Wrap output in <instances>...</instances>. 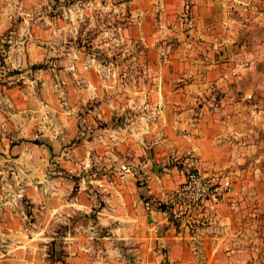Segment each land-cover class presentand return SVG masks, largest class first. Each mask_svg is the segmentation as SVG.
I'll return each instance as SVG.
<instances>
[{
  "label": "crops",
  "instance_id": "crops-1",
  "mask_svg": "<svg viewBox=\"0 0 264 264\" xmlns=\"http://www.w3.org/2000/svg\"><path fill=\"white\" fill-rule=\"evenodd\" d=\"M236 1L239 5L235 0H197L198 27L191 31H201L203 38L194 48L188 41L170 44V57L154 59L158 72L147 87H139V94L123 90L119 82L113 93L104 68L87 60L74 62L67 105L45 89L51 74L30 78L45 86L41 92L21 91L26 99L20 105L38 130L20 123L0 137L8 146L1 156L11 162L6 171L15 177L3 192L5 199L26 202L44 215L28 222V214L22 216L16 205L13 219L0 221V236L12 248L10 259L48 264L52 245L55 258L63 259L50 264H115L111 260L122 256L117 252L121 239L148 238L157 219H166L162 216L192 165V154L199 155L202 169L234 177V190L220 208L225 219H235L224 199H234L238 189H246L249 176L264 170V0ZM231 3L237 11H230ZM186 27L175 29L180 40ZM148 43L154 45V39ZM27 45L10 62L24 65L43 58L39 48L37 55L30 50L31 41ZM133 100L137 110L144 106L138 118L134 115L137 121L159 114L156 123H143L134 133L126 121L113 119ZM29 101L37 105L29 106ZM10 200L4 201L8 209ZM162 202L165 209L158 207ZM51 225L53 231L45 232Z\"/></svg>",
  "mask_w": 264,
  "mask_h": 264
},
{
  "label": "rangeland",
  "instance_id": "rangeland-1",
  "mask_svg": "<svg viewBox=\"0 0 264 264\" xmlns=\"http://www.w3.org/2000/svg\"><path fill=\"white\" fill-rule=\"evenodd\" d=\"M197 4V0H0V137L20 123L28 122L31 130H38L34 125L36 121L33 117L28 121L27 110L20 105L26 99L21 91L41 92L45 86L41 80H30L38 73L51 74L45 89L49 93L55 91L60 103L67 105V87L71 74L75 76L76 60L82 63L87 60L90 66L103 67L105 76L114 84L113 93L119 89L116 85L119 82V86L123 83V90L139 94V87H147L158 72L160 66L154 59L160 57L163 62L170 57V44L188 41V46L194 48L195 42L203 38L201 31L198 34L191 31L198 27ZM228 8L238 10L234 3ZM181 25L187 26L188 33H183L184 38L180 40V31L175 29L179 30ZM153 39L155 46L148 43ZM30 41V50L37 55L39 48L43 58L24 65L10 62L13 53L19 55L27 51ZM198 53L206 54L202 50ZM176 69L174 65L169 75L174 77ZM29 102V106L37 105L36 101ZM136 105L134 100L130 101L122 115L113 117L121 124L122 120L126 121L132 133L135 129L138 131V127L143 129V123H156L159 117L155 113L154 117H142L143 121H137L134 115L138 118V111L143 112L144 106L137 110ZM144 126L145 130L149 128ZM34 137L40 135L36 133ZM7 148L0 140V221L12 220V208L17 205L16 208L22 209V216L27 213L25 218L32 222L44 215L42 210L32 209L26 202L20 205L5 199L3 191L15 179L14 171L7 172L5 167L11 162L1 156L8 153ZM195 157L199 155L192 154V161ZM50 170L53 171L52 166ZM234 181L233 177L226 196L234 190ZM246 184V189H238L234 199H230L233 196L224 199L227 212H233L235 219H225L220 204L217 210L197 208L183 218L175 217L168 209L161 215L166 219H157L154 228L148 230L150 237L135 242L121 239L117 252L122 256L118 261H111L115 264H264V170L249 176ZM6 200H10L9 209L4 203ZM158 207L165 209L166 202ZM6 228L2 226L1 231ZM53 229V225L47 226L45 232ZM116 229L119 234V227ZM109 231L112 232L110 227ZM52 248L50 245V254L46 256L48 264L62 258H55ZM11 249L7 240L0 236V264H19L7 256Z\"/></svg>",
  "mask_w": 264,
  "mask_h": 264
},
{
  "label": "built area",
  "instance_id": "built-area-1",
  "mask_svg": "<svg viewBox=\"0 0 264 264\" xmlns=\"http://www.w3.org/2000/svg\"><path fill=\"white\" fill-rule=\"evenodd\" d=\"M231 185L230 175L202 169L199 157H195L185 179L175 189L169 210L178 218L197 208L217 210Z\"/></svg>",
  "mask_w": 264,
  "mask_h": 264
}]
</instances>
